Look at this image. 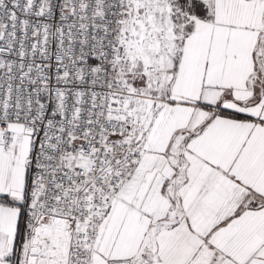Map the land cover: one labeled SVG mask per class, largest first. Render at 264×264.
<instances>
[{
  "label": "snow or ice",
  "instance_id": "6c2138e0",
  "mask_svg": "<svg viewBox=\"0 0 264 264\" xmlns=\"http://www.w3.org/2000/svg\"><path fill=\"white\" fill-rule=\"evenodd\" d=\"M0 264H264V0H0Z\"/></svg>",
  "mask_w": 264,
  "mask_h": 264
}]
</instances>
